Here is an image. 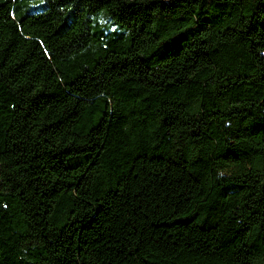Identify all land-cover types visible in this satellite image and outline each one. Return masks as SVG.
<instances>
[{"label":"trees","instance_id":"trees-1","mask_svg":"<svg viewBox=\"0 0 264 264\" xmlns=\"http://www.w3.org/2000/svg\"><path fill=\"white\" fill-rule=\"evenodd\" d=\"M0 264H264V0H0Z\"/></svg>","mask_w":264,"mask_h":264}]
</instances>
